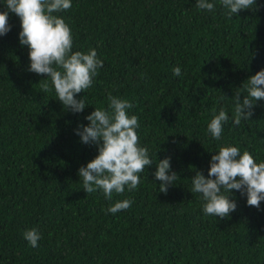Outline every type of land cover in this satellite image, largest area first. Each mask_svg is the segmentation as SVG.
I'll return each mask as SVG.
<instances>
[{"label":"trees","instance_id":"16d2710c","mask_svg":"<svg viewBox=\"0 0 264 264\" xmlns=\"http://www.w3.org/2000/svg\"><path fill=\"white\" fill-rule=\"evenodd\" d=\"M197 0H71L57 15L69 24L73 51L95 48L103 61L83 98L81 113L67 110L46 77L28 71L29 49L19 42L20 19L0 36V264H264V201L237 203L228 218L205 215L201 194L191 192L197 171L208 175L218 144L247 150L264 161V100L251 120L224 125L221 140L207 131L212 109L232 117V97L247 95V79L264 69V0L229 17ZM0 11H7L0 0ZM179 67L181 75L173 69ZM127 99L128 114L153 164L132 192L105 199L87 194L78 169L97 154L76 134L108 94ZM223 97V99H222ZM171 157L180 178L159 192L156 163ZM131 208L107 212L117 200ZM41 235L33 248L23 233Z\"/></svg>","mask_w":264,"mask_h":264},{"label":"clouds","instance_id":"9594fccd","mask_svg":"<svg viewBox=\"0 0 264 264\" xmlns=\"http://www.w3.org/2000/svg\"><path fill=\"white\" fill-rule=\"evenodd\" d=\"M232 17L241 10L252 9L256 0H220ZM7 11H0V36L6 35L11 26L8 23L9 12L20 19L19 42L29 49L30 66L28 71L45 76L44 91H50L49 82L54 87L57 100L67 110L81 113L86 108L83 98L77 95L85 93L94 84L103 61L98 58L95 48L88 52L73 51L72 30L65 20L56 13L69 10L71 0H5ZM196 7L209 12L215 4L209 0H197ZM173 73L180 76L181 69L175 67ZM247 95L241 102V93L232 97L234 111L229 116L225 108L212 109V118L207 125L211 136L221 140L224 125L230 119L236 126L242 120H251L257 101L264 100V69L247 79L244 85ZM107 109L94 108L85 117L88 125H79L75 130L84 144H95L98 154L78 169L83 180V191L87 194L102 190L106 200L112 201L113 195H122L127 189L132 192L141 183L140 173L146 166L153 164L146 146H141L137 129L139 118L129 115L133 105L127 100L111 93L107 97ZM223 99V97H222ZM218 151L211 156L208 175L197 171L192 177L191 192L201 194L202 209L205 215L228 218L237 209V203L230 198L232 190L246 195L247 205L260 208L264 201V161L259 163L247 150L241 152L237 146L218 144ZM171 157H165L156 163L155 180L159 181V192L167 194L169 186L180 176L171 170ZM226 193H231L227 195ZM131 199L117 200L110 204L107 212H117L131 208ZM31 247L38 246L40 233L35 229L23 233Z\"/></svg>","mask_w":264,"mask_h":264}]
</instances>
